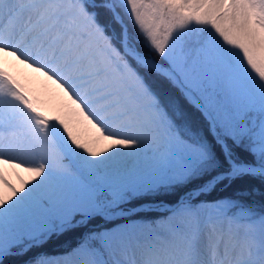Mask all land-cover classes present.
Masks as SVG:
<instances>
[{"label": "snow or ice", "instance_id": "1", "mask_svg": "<svg viewBox=\"0 0 264 264\" xmlns=\"http://www.w3.org/2000/svg\"><path fill=\"white\" fill-rule=\"evenodd\" d=\"M148 74L195 101L211 140ZM246 177L264 180V0H0V264H264V192L193 202ZM189 185L130 218L131 200ZM76 228L65 256H29Z\"/></svg>", "mask_w": 264, "mask_h": 264}, {"label": "trees", "instance_id": "2", "mask_svg": "<svg viewBox=\"0 0 264 264\" xmlns=\"http://www.w3.org/2000/svg\"><path fill=\"white\" fill-rule=\"evenodd\" d=\"M150 84L152 85L154 91H156L162 101L169 105L170 111L172 109H178L179 114L176 115V120L180 124H187L191 128L200 131L204 135L207 136L209 140L212 139L210 133L208 132L207 123L203 120L200 115V112L192 107L187 101L183 98L180 91L173 86L169 81L165 78L155 75V74H148L147 76ZM219 151V149H217ZM250 159V158H249ZM227 167V165H225ZM225 182L215 189H213L210 193L203 195L207 200H215L219 197H231L241 189L247 192L249 189L254 190V198L259 200V197L262 192H264V180L260 179L259 177H250L244 178L242 180H237L234 183H228L226 186L219 189V187L223 186ZM193 186L189 185L187 187L181 186L177 189L163 194L160 198L167 201H175L177 197L184 191L191 189ZM157 197H141L136 198L130 201L128 205H136L146 201H157ZM142 217L150 215L149 213H141L139 214ZM100 221L99 218H96L95 221L93 220V224H98ZM84 228H76L72 230H66L62 234L53 235L50 239H48L44 244L40 247L35 249L34 251H62L65 250L66 247L72 246L75 244L81 234L83 233ZM26 257H24L25 259Z\"/></svg>", "mask_w": 264, "mask_h": 264}, {"label": "bare ground", "instance_id": "3", "mask_svg": "<svg viewBox=\"0 0 264 264\" xmlns=\"http://www.w3.org/2000/svg\"><path fill=\"white\" fill-rule=\"evenodd\" d=\"M9 60L11 61L9 65V70L12 71L14 75H17L23 83H27L29 87H32L37 90L41 88L42 78L38 79L36 77V74L31 72V69H27L23 65H19L18 62H15L13 58H9ZM191 101L195 102L194 100ZM2 167L5 171V175L11 182L15 177H17V180L12 182L17 187H19L21 183H23L25 180H31V174L25 171L23 168L13 169L8 165H3ZM4 191H7V189H4ZM65 255L55 256L53 258H61Z\"/></svg>", "mask_w": 264, "mask_h": 264}, {"label": "rangeland", "instance_id": "4", "mask_svg": "<svg viewBox=\"0 0 264 264\" xmlns=\"http://www.w3.org/2000/svg\"><path fill=\"white\" fill-rule=\"evenodd\" d=\"M20 179V178H19ZM15 180H17V177H15L13 180H12V182L13 181H15ZM201 201H204V200H195V201H193L194 203H196V202H201ZM204 202H207V201H204ZM167 213H159V215H156V217H154V218H152V219H149V220H139V219H136V218H134V217H130L132 220H134L137 224H145V223H150L151 221H153V220H157V219H159V218H161L162 216H164V215H166ZM125 221H122V222H120V223H124ZM162 234H166V233H163L162 232Z\"/></svg>", "mask_w": 264, "mask_h": 264}]
</instances>
